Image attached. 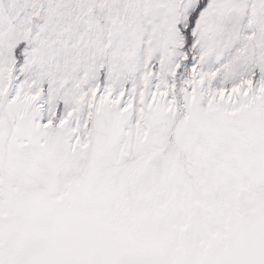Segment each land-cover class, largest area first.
<instances>
[{
    "label": "snow or ice",
    "instance_id": "obj_1",
    "mask_svg": "<svg viewBox=\"0 0 264 264\" xmlns=\"http://www.w3.org/2000/svg\"><path fill=\"white\" fill-rule=\"evenodd\" d=\"M0 264H264V0H0Z\"/></svg>",
    "mask_w": 264,
    "mask_h": 264
}]
</instances>
